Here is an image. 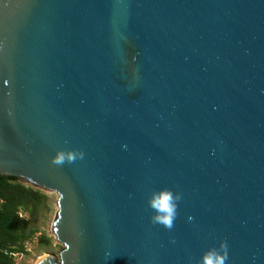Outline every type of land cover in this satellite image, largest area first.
Here are the masks:
<instances>
[{
    "label": "water",
    "instance_id": "95a60500",
    "mask_svg": "<svg viewBox=\"0 0 264 264\" xmlns=\"http://www.w3.org/2000/svg\"><path fill=\"white\" fill-rule=\"evenodd\" d=\"M0 176L58 196L37 264H264V0H0Z\"/></svg>",
    "mask_w": 264,
    "mask_h": 264
},
{
    "label": "trees",
    "instance_id": "16d2710c",
    "mask_svg": "<svg viewBox=\"0 0 264 264\" xmlns=\"http://www.w3.org/2000/svg\"><path fill=\"white\" fill-rule=\"evenodd\" d=\"M45 201L40 191L0 176V264H14V255L26 254V244L37 231L23 214L33 218Z\"/></svg>",
    "mask_w": 264,
    "mask_h": 264
},
{
    "label": "rangeland",
    "instance_id": "374dc122",
    "mask_svg": "<svg viewBox=\"0 0 264 264\" xmlns=\"http://www.w3.org/2000/svg\"><path fill=\"white\" fill-rule=\"evenodd\" d=\"M25 186L40 191L47 197V201H45L33 218L26 213L23 214L25 218L32 222L37 233L33 239L26 244V254L14 256V264H37L41 258L48 254L58 258V253L64 247L57 242L55 235L50 230V224L57 210L58 196L54 193L39 190L28 185Z\"/></svg>",
    "mask_w": 264,
    "mask_h": 264
},
{
    "label": "clouds",
    "instance_id": "9594fccd",
    "mask_svg": "<svg viewBox=\"0 0 264 264\" xmlns=\"http://www.w3.org/2000/svg\"><path fill=\"white\" fill-rule=\"evenodd\" d=\"M179 199L178 195L174 197L172 193L155 196L150 201V206L156 213L152 218V222L161 224L170 230L176 215V206ZM226 258V253L223 258H220L219 255H213L207 260V264H225Z\"/></svg>",
    "mask_w": 264,
    "mask_h": 264
},
{
    "label": "built area",
    "instance_id": "2783aa9c",
    "mask_svg": "<svg viewBox=\"0 0 264 264\" xmlns=\"http://www.w3.org/2000/svg\"><path fill=\"white\" fill-rule=\"evenodd\" d=\"M15 256V255H14Z\"/></svg>",
    "mask_w": 264,
    "mask_h": 264
}]
</instances>
